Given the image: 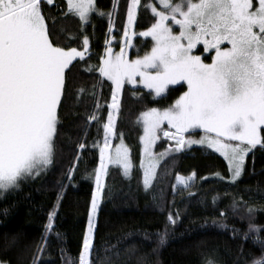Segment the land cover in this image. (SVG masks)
Instances as JSON below:
<instances>
[{"label":"snow or ice","instance_id":"1","mask_svg":"<svg viewBox=\"0 0 264 264\" xmlns=\"http://www.w3.org/2000/svg\"><path fill=\"white\" fill-rule=\"evenodd\" d=\"M49 6L55 7V0H43V6L42 0H0V193L18 190L22 181L35 179L52 165L58 126L62 127L61 116L70 98L77 67L73 61H84L88 50L86 35L83 50L55 45L44 11ZM116 7L114 3V11ZM140 7L141 0H131L127 8L129 30ZM146 7L155 23L140 35L155 41L151 51L130 61L126 52L128 43L119 54L108 47L98 66L100 76L114 85L112 111L102 124L104 144L99 149L100 167L95 174L96 191L87 234L77 260L65 259V264H99L93 257L98 251L93 242L107 162L122 166L125 176L132 169L130 151L122 137L120 145L110 150V140L117 136L115 118L125 82L135 83L140 77L156 96L165 93L170 85L187 87L171 107L163 111L151 108L141 115L145 160L140 167L145 191L153 189L157 181L160 160L194 144L204 145L224 157L231 184L244 173L249 153L257 146L264 148V0H157ZM65 9V14L78 17L82 26L89 24L93 13L105 15L97 10L95 0H66ZM169 21L179 26L178 34L173 32ZM52 27L55 28V20ZM124 35L128 37V32ZM199 45L202 47L198 54ZM210 52L214 56L208 57L210 63H205L202 54ZM83 91L77 90L76 95ZM92 95L95 97L94 92ZM87 119L99 123L96 115ZM165 123L169 130H164ZM194 129H202L204 136L199 140L186 138L185 133ZM161 134L174 140L175 148L157 156L153 147ZM77 147L82 150L86 145L78 142ZM216 175L224 179L219 173ZM195 177V172L188 177L178 176V186L190 188ZM60 199L58 196L57 200ZM57 210L58 205L53 206L48 214L32 264H52L41 257L49 234L60 236L54 231ZM4 214H8L7 209ZM178 216V212L175 216L168 214L165 229L155 233L156 246L141 257L140 264H150L148 257H158L160 249L175 236L169 229H174ZM261 231L264 229L249 223L248 232L255 234L254 243L259 245L261 255L259 258L250 255L242 264H264V239L258 235ZM151 235L144 233V240L150 241ZM243 238L250 237L245 233ZM60 254L63 257V250ZM115 255L119 258L118 252ZM202 260L203 264H223L215 250L202 254ZM0 264L8 262L0 260ZM106 264H110L107 258ZM237 264L241 262L238 260Z\"/></svg>","mask_w":264,"mask_h":264},{"label":"trees","instance_id":"2","mask_svg":"<svg viewBox=\"0 0 264 264\" xmlns=\"http://www.w3.org/2000/svg\"><path fill=\"white\" fill-rule=\"evenodd\" d=\"M153 1L141 0L136 30L155 23L146 7ZM65 3L66 0H55V7L44 9L50 38L56 46L82 49L86 35L90 45L85 60L73 62L77 67L70 98L61 116L62 127L58 126L52 165L35 179L22 181L18 190L0 193V260L8 264H32L53 206L58 205L54 231L60 236L49 234L43 261L52 264H65V259L76 261L87 234L91 201L96 191L95 173L100 165L99 145L104 142L102 124L112 111L113 85L100 76L98 66L111 36L117 38L115 50L121 49L119 39L128 30L127 8L131 0H96L97 10L105 15L93 13L85 26L78 17L65 14ZM114 3L117 4L115 11ZM135 43L140 47L132 50L131 57L152 49L150 39L136 37ZM205 59L210 61L208 57ZM79 89L84 91L77 96ZM186 90V85L170 86L163 97L156 98L143 88H123L115 120L117 136L112 144L115 146L121 136L127 142L133 175L125 177L116 166L108 170L104 179L93 242L94 249L98 250L93 257L99 264H106V258L110 264H140L141 257L156 246L155 233L165 229L168 214L175 216L177 212V224L169 229L175 236L160 249L158 257H148L150 264H156L157 260L158 264H203L202 254L210 250H215L223 264H237L238 260L242 264L250 255L255 258L261 255L259 245L254 243L255 234L248 232V226L251 223L264 229V148L257 146L249 153L244 173L235 184L230 183L227 162L215 152L203 147L173 152L159 164L153 189H142L143 130L139 116L151 108L171 107ZM91 115H96L99 123L89 121L87 117ZM78 142L86 147L78 149ZM170 147L175 148V142L161 134L154 150L161 153ZM192 172L196 173L193 185L188 189L178 186L177 177H188ZM217 173L224 179L220 180ZM249 208L253 210L251 213ZM144 233L152 234L150 241L144 240ZM245 233L250 237L248 240L243 238ZM258 235L264 239V231ZM117 252L119 258L115 255Z\"/></svg>","mask_w":264,"mask_h":264},{"label":"rangeland","instance_id":"3","mask_svg":"<svg viewBox=\"0 0 264 264\" xmlns=\"http://www.w3.org/2000/svg\"><path fill=\"white\" fill-rule=\"evenodd\" d=\"M43 1V0H42ZM157 2V0H155V1H153V2H151V3H156ZM174 2H179V0H174ZM95 6H96V0H95ZM91 18V17H90ZM136 19V18H135ZM90 22V21H89ZM169 24L173 27V32L175 33V34H178V32H179V26L178 25H174V23L172 22V21H169ZM151 28V26L149 27V28H146V29H143V30H136L135 29V21H134V24H133V26H132V28L129 30V28H128V30H127V32H128V37H125V35L123 34L121 37H120V43H122V47H121V49L122 48H124V46H125V44L126 43H128L130 46L129 47H127L126 48V52H127V59L128 60H130V61H132V60H135V59H137V58H140V57H143L145 54H147V53H145V54H143V55H140V56H134V57H131V53H132V50L133 49H139V47H140V45H137L136 43H135V39H136V37H140V38H142V39H150L151 41H152V47L154 46V44H155V41L151 38V37H145V36H141L140 35V33H142V32H146V31H148L149 29ZM111 31H113V29H111ZM89 40V39H88ZM116 43H117V38L116 37H114V36H111L110 37V39H108V41H107V46H106V49H105V52H104V54H103V56H102V60H101V64H102V62H103V59L105 58V56H106V51H107V48L108 47H111L112 48V51H113V53L114 54H119V52L121 51V49L119 50V51H116L115 50V45H116ZM89 45H90V41H89ZM89 45H88V49H89ZM225 46H230V45H225ZM202 47V45H199L198 46V48H197V53L199 54V48H201ZM78 50H83V48L82 49H78ZM151 51V50H150ZM149 51V52H150ZM87 52H88V50H87ZM87 52H86V54H85V56L87 55ZM148 52V53H149ZM203 55V57H204V61H205V63H210L211 62V60L209 61V60H206L205 59V57H210V56H214V52H210V53H203L202 54ZM74 62V61H73ZM106 79V78H105ZM111 82V81H110ZM112 83V82H111ZM130 87V88H134V89H136V88H143V89H146V90H148V91H151L152 93H153V95L156 97V98H161V97H163L165 94H166V92L165 93H163V94H161L160 96H156L155 95V93L152 91V90H150V89H148V88H146L145 87V85L142 83V81H141V78L140 77H137L136 78V82L135 83H129V82H125V84H124V86H123V88L124 87ZM170 86H174V85H170ZM169 86V87H170ZM113 90H114V85H113ZM160 110V109H159ZM161 111H163V110H161ZM142 115V114H141ZM141 115L139 116V119H138V122H139V124L141 125V127H142V123L140 122V118H141ZM115 120H116V118H115ZM166 130H169V128H168V125L165 123V125L163 126ZM142 130H143V132H142V136L144 135V129H143V127H142ZM186 134H189V136L188 137H190V138H192V139H196V140H199L202 136H204V131L202 130V129H194V130H190L188 133H186ZM141 136V137H142ZM122 137V136H121ZM164 137V136H163ZM187 137V138H188ZM115 138V137H114ZM164 138H166V137H164ZM122 139H123V143H124V145L129 149V151H130V148H129V146H128V144H127V142L124 140V138L122 137ZM167 140H169L168 138H166ZM112 140H113V138L111 139V141H110V150H113L114 151V149H115V147H117V146H119L120 145V143H121V139L119 138V140H118V142H117V144L115 145V146H113V144H112ZM169 141H172V142H175L174 140H169ZM103 144H104V142L102 143V144H100L99 145V149L101 148V147H103ZM141 144H142V158H141V162L142 161H144L145 160V156H144V145H143V141H142V139H141ZM155 146V145H154ZM192 147H203V148H207L206 146H204V145H200V144H194V145H192L190 148H192ZM185 149H189V148H185ZM207 149H209V148H207ZM166 150H168V149H166ZM165 150V151H166ZM209 150H211V151H213V152H215L213 149H209ZM165 151H163V152H161V153H164ZM153 152H154V154H156L157 156L160 154V153H156L155 152V150H154V147H153ZM216 154H218V155H220L219 153H217V152H215ZM221 156V155H220ZM222 158H224L223 156H221ZM163 160V159H162ZM162 160H160V162H159V164L161 163V161ZM246 160H247V158H246ZM130 161H131V164H132V157H131V151H130ZM226 161V160H225ZM227 162V161H226ZM246 163V162H245ZM119 167L121 170H122V173L124 174V172H123V168H122V166H118V165H115V164H113V163H111V162H107V172H108V170L111 168V167ZM99 167H100V165L98 166V169H99ZM97 169V170H98ZM96 174V173H95ZM133 175V165H132V169H131V172H130V174L129 175H127V176H125V177H131ZM142 181H143V169H142ZM142 189L144 190V188H143V182H142ZM145 191V190H144Z\"/></svg>","mask_w":264,"mask_h":264}]
</instances>
